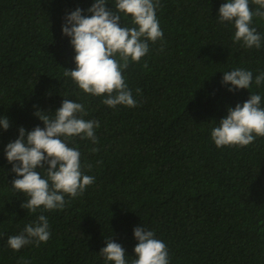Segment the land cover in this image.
<instances>
[{
    "label": "trees",
    "instance_id": "16d2710c",
    "mask_svg": "<svg viewBox=\"0 0 264 264\" xmlns=\"http://www.w3.org/2000/svg\"><path fill=\"white\" fill-rule=\"evenodd\" d=\"M93 2L0 0V117L10 122L7 131L0 127V264H106L99 254L105 238L132 264L137 226L166 244L169 264H264V137L221 148L211 139L229 107L250 94L264 106V84L255 85L264 72V18L252 25L262 47L246 48L233 42V24L219 22L226 0H159L163 39L149 42L148 54L123 71L137 106L110 108L104 96L85 94L64 76L76 67L64 18L77 7L90 15ZM121 16V26H134ZM237 68L251 71L253 83L229 92L223 72ZM64 98L82 103L83 118L100 124L97 143L68 141L95 180L82 195L66 196L63 210L31 213L12 188L17 177L4 149L19 127L43 128L34 112L53 116ZM40 214L50 225L47 243L12 250L8 237Z\"/></svg>",
    "mask_w": 264,
    "mask_h": 264
},
{
    "label": "clouds",
    "instance_id": "9594fccd",
    "mask_svg": "<svg viewBox=\"0 0 264 264\" xmlns=\"http://www.w3.org/2000/svg\"><path fill=\"white\" fill-rule=\"evenodd\" d=\"M108 0H94L87 9L90 15L77 7L64 18L62 34L70 37L74 49V70L66 69L65 77H70L85 94L104 96L102 103L110 108L118 105L136 107L132 91L123 76L130 62L139 63L149 52V42L163 39L156 16L159 0H115V6L108 8ZM226 0L218 12L220 23H231L235 32L234 43L242 42L246 48L260 49L262 37L253 27L254 17L264 18V0ZM123 16L130 17L133 27L121 26ZM146 66V65H145ZM222 85H231L229 92L249 89L253 83V73L237 68L223 72ZM264 84V72L255 76V85ZM140 89H136L137 94ZM259 94L249 98L234 108L227 109V115L211 129V139L217 148L245 147L257 137H264V106ZM40 109L34 115L44 127L36 126L30 132L19 127L18 138L9 142L5 157L12 165L16 177L12 188L26 197L21 208L35 213L63 210L65 197L76 198L94 183L95 178L82 171L80 152L70 147L73 138L87 139L97 143L96 120H85L88 113L82 103L64 98L53 116ZM0 127L7 131L10 122L0 117ZM97 151V149H93ZM90 169L91 165H87ZM41 172L44 175H41ZM48 218L40 214L33 223L25 225L18 234L9 236L7 245L15 251L35 242L37 246L50 239ZM138 241L134 248L136 258L132 264H169L166 244L153 231L137 226L133 230ZM106 247L99 254L106 264H127L124 248L112 238H105Z\"/></svg>",
    "mask_w": 264,
    "mask_h": 264
}]
</instances>
